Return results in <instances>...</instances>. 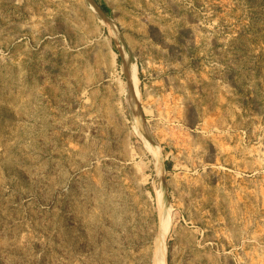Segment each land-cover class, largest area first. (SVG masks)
<instances>
[{"label":"rangeland","instance_id":"rangeland-1","mask_svg":"<svg viewBox=\"0 0 264 264\" xmlns=\"http://www.w3.org/2000/svg\"><path fill=\"white\" fill-rule=\"evenodd\" d=\"M163 256L264 264V0H0V264Z\"/></svg>","mask_w":264,"mask_h":264},{"label":"bare ground","instance_id":"bare-ground-1","mask_svg":"<svg viewBox=\"0 0 264 264\" xmlns=\"http://www.w3.org/2000/svg\"><path fill=\"white\" fill-rule=\"evenodd\" d=\"M135 74H132V80H135ZM159 222H160V226H161V233L165 234L166 231L169 229V220H168V216L166 215H161L159 218ZM162 250H166V248H163ZM158 264H165V260H164V256L163 258H161L158 262Z\"/></svg>","mask_w":264,"mask_h":264}]
</instances>
